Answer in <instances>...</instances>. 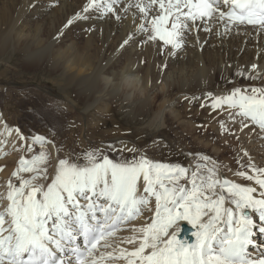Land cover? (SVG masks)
<instances>
[{"label":"snow or ice","instance_id":"6c2138e0","mask_svg":"<svg viewBox=\"0 0 264 264\" xmlns=\"http://www.w3.org/2000/svg\"><path fill=\"white\" fill-rule=\"evenodd\" d=\"M132 9L136 28L121 47L140 36L142 43L155 42L175 56L194 30L211 32L219 25L222 34L247 33L250 26L264 34V0H86L64 27L94 14L122 21ZM236 75L264 81V67L253 62ZM206 103L217 114L227 112L218 123L237 141L236 133L245 129V135L264 133V86L233 84L224 93L209 91ZM0 123V137L15 133L26 153L0 185L5 189L0 192V264H264V245L255 240L257 230L264 234V165L243 145L235 157L239 168L228 171L251 183L228 178L209 155L190 154L197 162L188 167L154 161L123 142L120 148L57 155L50 172L53 140L32 135L29 141L2 117ZM145 212L152 213L145 223L133 224L131 235L117 236ZM185 223L194 229V242L181 237Z\"/></svg>","mask_w":264,"mask_h":264},{"label":"rangeland","instance_id":"374dc122","mask_svg":"<svg viewBox=\"0 0 264 264\" xmlns=\"http://www.w3.org/2000/svg\"><path fill=\"white\" fill-rule=\"evenodd\" d=\"M85 2L86 0H0V41L10 29H15L11 31L13 33H11V42H9L11 44L6 48L0 45V106L6 114V118L12 121H9L11 125L18 127L28 137L37 132V134L46 135L48 139L51 138L54 141V146H62V152L58 153L60 156H63V153L66 155L67 151H69L67 155L72 156L91 147L107 148L112 145L120 148L126 145L127 148L138 149L148 158L157 162L179 163L186 166V162H181V160L184 159L185 152H189L190 154L211 156L221 165V170L238 169L239 165L235 157L239 151V141L234 139V142L238 143L236 146H234L235 143L224 145L223 137L211 128L214 120L223 119L224 113L214 112L215 118L206 115V112L211 110L206 103V93L209 91L224 93L231 89L233 84L264 86L262 80L251 81L246 77L236 75L238 69H244L246 64L253 63L256 58L255 45H249L238 35L228 34L231 36L225 42L228 46L220 45V50L216 46L217 44H214L208 47L204 45L201 50L197 49L196 52L188 41L182 50L176 52L175 56H170L168 48L158 46L155 42L142 43L141 38L132 40L134 45L129 41L128 44L121 47L120 45L125 40L123 38L127 37L133 27L132 23L129 25L131 20L127 19L126 25L118 26L117 20L108 17L109 23L102 29H95L91 24L80 26L78 22L67 28L64 27L67 17H71L72 14L79 11ZM23 3L29 9L27 11L24 7L21 10V17L19 16L18 19ZM46 9H48L47 17L44 16L46 17L44 20L41 13H44ZM133 12L135 9L130 10V13ZM61 31L63 34L57 39L56 37ZM192 34H187V38L193 40L195 37ZM36 38L44 40L41 46H44V43L49 45L50 54L49 56L41 54L38 56L40 60H33L30 63L25 59L27 57L23 45L29 42V39L39 42ZM160 44L162 45V42ZM40 49L44 50L43 47ZM187 49L190 59L185 62L182 54ZM37 50L32 49L28 53L34 54ZM133 64L134 66H132ZM165 64L167 67L163 66ZM124 67H128L131 72L134 67V71L131 73L134 76L130 77L131 80L139 77L141 81H144L143 89L146 95L143 98L135 89L136 83L127 81L120 75L119 71ZM103 68L105 73L102 75L111 80V86L101 80L97 86L99 90L96 88V91L93 90V92L85 91L80 86V84L83 85L81 81L98 73ZM200 68L204 69L202 78L198 77ZM218 68H222L221 71H218ZM212 69L217 70L218 73ZM231 69L232 71H230ZM168 76H174L173 81L176 82L172 81L170 85L165 84ZM162 82L167 86L164 85L166 87L164 90ZM168 87L171 89L169 90ZM132 91L135 92V100L128 98V95L133 94ZM91 93L93 95L90 97ZM185 96H196L200 99L189 102ZM142 102L148 104L147 107L151 109V112L143 116L137 113L139 107L144 105ZM165 102L173 103L175 111L181 115V119L183 117V121L187 122L188 127L179 125L180 118L178 121L174 117L167 116L166 125L161 130L152 129L149 123L155 118L154 114ZM202 103L205 104L204 107H201ZM99 109L101 111H98ZM118 126H122L124 131H120ZM83 138L84 141L86 140L85 145H83L85 143ZM203 144L210 147L203 149ZM211 146L221 149L220 153L214 154ZM168 152H174L176 157L171 160L169 154L167 155ZM108 154L111 157L117 156L115 152ZM31 155L32 153H27L28 157ZM123 155L130 159L132 153L124 152Z\"/></svg>","mask_w":264,"mask_h":264},{"label":"bare ground","instance_id":"6f19581e","mask_svg":"<svg viewBox=\"0 0 264 264\" xmlns=\"http://www.w3.org/2000/svg\"><path fill=\"white\" fill-rule=\"evenodd\" d=\"M25 2V1H24ZM47 2V1H46ZM57 2V1H56ZM27 3H28V1H27ZM31 3H32V1H31ZM65 4V3H64ZM70 4V3H69ZM30 5V4H29ZM33 5V4H32ZM31 5V6H32ZM70 6V5H69ZM72 6V5H71ZM26 8L27 9V7H26V4H24L23 3V5H22V7H21V9H20V11H19V15H18V19L21 17L20 16V14H21V10H23V8ZM70 8H72V7H70ZM75 8V7H74ZM29 9V8H28ZM28 9H27V11H28ZM67 9V8H66ZM38 10V9H37ZM47 10L48 9H46L45 10V12L43 13H41V15L44 17V16H46L47 15ZM70 11H71V9H69ZM25 11V10H24ZM26 11V12H27ZM40 11V10H39ZM75 11V10H74ZM76 11H77V9H76ZM136 11V10H135ZM68 12V11H67ZM24 13V12H23ZM70 13V12H69ZM68 13V14H69ZM23 15V14H22ZM39 15V14H38ZM49 15V14H48ZM70 15V14H69ZM74 14H72V16H73ZM20 16V17H19ZM24 16V15H23ZM71 16V17H72ZM35 17V16H34ZM47 17V16H46ZM46 17H44V20H45V18ZM71 17H67V20H68V18H71ZM14 18V17H13ZM42 19V18H41ZM127 19H128V21L129 20H131V22H129V25H131V23H132V29L130 30V33H128L127 34V37L126 38H128L129 36H130V34H132L133 32H134V30H135V28H136V24H134L133 23V13H130V11L128 12V14H127ZM127 19H124V20H122V21H118V26H121V25H126V23H128V21L126 22V20ZM27 20V19H26ZM43 20V19H42ZM25 21V20H24ZM67 22V21H66ZM78 23H79V25L81 26V25H85V24H91V26L93 27V28H97V29H102V28H104L105 26H107V24L109 23V18L108 17H104V16H101V15H99V14H94L93 15V17H91L90 19H88V20H83V21H78ZM111 23V22H110ZM14 24V23H13ZM116 24V23H115ZM20 25V24H19ZM65 25V24H64ZM111 25V24H110ZM116 25V26H117ZM115 26V25H114ZM87 27V26H86ZM88 28V27H87ZM129 28V27H128ZM94 29V30H95ZM15 30V29H14ZM14 30H12V29H10V31L8 32V34L6 33L4 36H3V38H2V40L0 41V45L3 47V48H6V46H9L11 43H9V42H11L10 41V39H11V35L13 34L11 31H14ZM65 30V29H64ZM125 30V29H124ZM194 32V34H192V33H190V34H192V36L194 35V39L192 40V39H189V38H187V40H186V43H185V45L188 43V41H189V45H193V47L195 48V51L197 50V49H200L201 50V48L204 46V45H207V47L208 46H212V45H214V44H217L216 46L217 47H219V50L221 49V46L220 45H222V46H224L223 44H225V42L227 41L226 39H229V37L231 38V36L230 35H228V34H222L223 33V29H222V27L221 26H219V25H215V26H212V31L211 32H206V31H204L203 29H200L199 31H196V30H194L193 31ZM12 33V34H11ZM19 33H21V32H19ZM231 35L233 34V35H238V36H240V37H242V39H243V41H245L246 43H249V45L250 44H253V45H255V47H256V58L254 59V61L253 62H255V63H257L258 65H260L261 67H264V34H260V33H253V32H251V30H250V28H249V31L246 33V32H244V31H240L239 33H237L235 30H233L231 33H230ZM18 35V34H17ZM24 36V35H23ZM191 35H190V37H192ZM29 37V36H28ZM27 37V38H28ZM197 37H199V39H197ZM235 37V36H234ZM14 38V37H13ZM126 38H123V40L124 39H126ZM141 37L140 36H134L132 39H129V41H131L132 42V40H136V39H140ZM193 38V37H192ZM36 40H38L39 42H37V41H33V40H30L29 39V42H27V43H25L24 45H23V50L25 51V54H26V57L27 58H25L27 61H29L30 63H32L31 61H35V60H40V57L38 58V56H41V54H46V55H48L49 56V54H50V49H48L49 48V45H47V44H45L44 43V46H41V45H43L42 43L44 42V40H39V38L37 39L36 38ZM141 40H142V38H141ZM31 41V42H30ZM55 41V40H54ZM139 41V40H138ZM232 41V40H231ZM24 42V41H23ZM130 42V43H131ZM53 43V42H52ZM122 43V42H121ZM133 43V42H132ZM55 44V43H54ZM232 44V43H231ZM238 44V43H237ZM132 45V44H131ZM133 45H134V43H133ZM226 45V44H225ZM52 46V45H51ZM50 46V47H51ZM121 46V45H120ZM226 46H228V45H226ZM40 47H43L44 48V50H41L40 49ZM68 47V46H67ZM241 47H242V45H241ZM248 47V46H247ZM1 48V47H0ZM132 48V47H131ZM130 48V49H131ZM135 48V47H134ZM133 48V50H135ZM209 48H211V47H209ZM208 48V49H209ZM37 50V52L36 53H34V54H32V53H28V52H30L31 50ZM3 50H5V49H3ZM2 50V51H3ZM132 50V49H131ZM191 50V49H190ZM205 50V49H204ZM245 50V49H244ZM120 51V50H119ZM191 51H193V50H191ZM199 51V50H198ZM218 51V50H217ZM216 51V52H217ZM248 51V50H247ZM246 51V52H247ZM255 51V50H254ZM130 52V51H129ZM189 51H188V49L185 51V53H183L182 55H183V59H184V61L186 62V61H189V59H190V57H188V55H189V53H188ZM197 52V51H196ZM208 52V51H207ZM213 52V51H212ZM229 52V51H228ZM113 53V52H112ZM125 53V52H124ZM132 53V52H131ZM136 53V52H135ZM181 53V52H180ZM210 53V52H209ZM231 53V52H230ZM242 53V52H241ZM24 54V53H23ZM202 54V53H201ZM239 54V53H238ZM133 55V54H132ZM137 55V54H136ZM211 55V54H210ZM209 55V56H210ZM24 57H25V55H24ZM37 57V58H36ZM42 57H44V56H42ZM137 57V56H136ZM121 58V57H120ZM129 58V57H128ZM180 60V59H179ZM88 61V60H87ZM232 61V60H231ZM82 62V61H81ZM174 62H176V61H174ZM248 62V61H247ZM250 62V61H249ZM61 63V62H60ZM134 63V62H133ZM252 63V62H251ZM251 63H248V64H246L245 65V68L246 67H250V65H251ZM56 64V63H55ZM54 64V65H55ZM62 64V63H61ZM64 64H67V63H64ZM109 64V63H108ZM107 64V65H108ZM128 64H130L129 62H128ZM134 64H136V63H134ZM134 64L132 65V66H134ZM181 64V63H180ZM206 64V63H205ZM83 65V64H82ZM110 65V64H109ZM131 65V64H130ZM129 65V66H130ZM236 65V64H235ZM243 65V64H242ZM60 66V65H59ZM65 66V65H64ZM112 66V65H111ZM57 66H55V68H56ZM63 67V66H62ZM87 67V66H86ZM85 67V68H86ZM107 67V66H106ZM123 67V66H122ZM218 67V66H217ZM225 67V66H224ZM228 67V66H227ZM232 67H234V66H232ZM58 68V67H57ZM66 69H67V66L65 67ZM101 68V67H100ZM121 68V67H120ZM226 68V67H225ZM228 68H230V67H228ZM183 69V68H182ZM181 69V70H182ZM184 69H185V67H184ZM222 69V68H221ZM221 69H217L218 71H221ZM237 69V68H236ZM99 70H101V69H99ZM136 70V69H135ZM213 70V69H212ZM217 70H215V71H217ZM224 70V69H223ZM222 70V71H223ZM227 70V69H226ZM235 70V69H234ZM133 71H134V67H133ZM133 71L131 72L130 71V69L128 68V67H124L121 71H119L120 72V75H122V77H125L126 78V80L127 81H133V82H135L136 84V90H138V92H139V96L141 97V98H143V96L144 95H146L145 94V90L143 89V85H144V81H141L140 79H139V77L138 76H136L135 75V77H138V78H135V79H133V80H131V76L133 77L134 75H131V73H133ZM176 71H178V70H176ZM203 71H204V69L203 68H200V70H199V73H198V77L199 78H202V76H203ZM214 71V70H213ZM214 71V72H215ZM218 71H217V73H218ZM230 71H232V69L230 70ZM116 72V71H115ZM168 72V71H167ZM180 72V71H179ZM208 72H211V71H208ZM214 72H212V73H214ZM88 73H91V72H88ZM103 73H105L104 72V68L101 70V71H99L98 73H95V74H92L91 75V77H89V78H86V79H84V80H82L81 82H82V84L83 85H81L80 83V86L86 91H88V92H93V90H95L96 88H98V90H99V87H97L98 86V84H99V82L102 80H104L106 83H108L109 85L111 84V80L109 79V78H107L106 76L105 77H103ZM108 73H110V72H108ZM126 73H128L127 75H125ZM138 73V72H137ZM181 73V72H180ZM211 73V74H212ZM223 73V72H222ZM227 73V72H226ZM103 74V75H102ZM167 74V73H166ZM186 74V73H185ZM207 74V73H206ZM210 74V75H211ZM220 74H221V72H220ZM88 75V74H87ZM140 75V74H139ZM143 75V74H142ZM177 75V74H176ZM176 75H175V77H176ZM183 75V74H182ZM187 75V74H186ZM213 75V74H212ZM211 75V76H212ZM117 76V75H116ZM145 76V75H144ZM181 76V75H180ZM67 77V76H66ZM111 77V76H110ZM121 77V76H120ZM184 77H185V75H184ZM208 77H209V74H208ZM213 77V76H212ZM211 77V78H212ZM73 78V77H72ZM173 78H174V76H168L167 78H166V80H165V84H171V82L173 81ZM187 78H188V76H187ZM116 79V78H115ZM118 79V78H117ZM150 79V78H149ZM185 79V78H184ZM124 80V79H123ZM177 80H178V78H177ZM112 81H113V79H112ZM175 81V80H174ZM173 81V82H174ZM180 81V80H179ZM183 81V80H182ZM190 82H191V80H189ZM194 81V80H193ZM197 81V80H196ZM198 81H199V79H198ZM212 81V80H211ZM210 81V82H211ZM110 82V83H109ZM122 82V81H121ZM126 82V81H125ZM176 82V81H175ZM201 82V81H200ZM123 83V82H122ZM128 83V82H127ZM163 83V82H162ZM161 83V84H162ZM180 83V82H179ZM185 83V82H184ZM105 84V83H104ZM116 84V83H115ZM124 84H126V83H124ZM156 84V83H155ZM164 83H163V85H162V87L165 85ZM190 84H192V82L190 83ZM210 84V83H209ZM107 85V84H106ZM149 85V84H148ZM154 85V84H153ZM159 85V84H158ZM176 85V84H175ZM111 86V85H110ZM113 86V85H112ZM128 86H129V84H128ZM156 86H157V84H156ZM166 86V85H165ZM163 87V90L167 87ZM184 86V85H183ZM203 86H205V85H203ZM202 86V87H203ZM248 86V85H247ZM105 87V86H104ZM124 87V86H123ZM152 87V86H151ZM169 87H171V86H169ZM168 87V88H169ZM198 87H199V85H198ZM202 87H201V89H202ZM206 87V86H205ZM106 88V87H105ZM109 88V87H108ZM131 88V87H130ZM149 88V87H148ZM126 89V88H125ZM171 88H169V90H170ZM102 90V89H101ZM118 90V89H117ZM154 90V89H153ZM178 90V89H177ZM96 91V90H95ZM152 91V90H151ZM155 91V90H154ZM168 91V90H167ZM202 91V90H201ZM82 92H83V90H82ZM87 92V93H88ZM115 92H117V91H115ZM118 92H119V90H118ZM133 92V91H132ZM164 92V91H163ZM98 93V92H97ZM100 93V92H99ZM134 93L135 92H133V94H130V95H128V98L131 100V99H134ZM82 94V93H81ZM153 94V93H152ZM165 94V93H164ZM93 95V93H91V95H90V97ZM96 95V92H95V94H94V96ZM106 95V94H105ZM116 95V94H115ZM186 95V94H185ZM87 96V95H86ZM98 96V95H97ZM108 96V95H107ZM110 96V95H109ZM145 97H147V96H145ZM95 98H96V96H95ZM98 98V97H97ZM128 99V100H129ZM151 99V98H150ZM135 100V99H134ZM155 101V100H154ZM161 101V100H160ZM93 102V101H92ZM108 102V101H107ZM158 102V101H157ZM83 103V102H82ZM143 103V102H142ZM148 103H149V101H148ZM153 103V102H152ZM177 103V102H176ZM144 105L143 106H140L139 107V109H138V112L137 113H139V114H141L142 116L143 115H145V114H148L149 112H151L150 110V108L149 107H147V105L148 104H146V103H143ZM92 106V105H91ZM152 106H153V104H152ZM151 107V106H150ZM154 107V106H153ZM2 108V106H0V117H2V121L4 122V123H7L9 126H11V127H14L13 125H11V123L9 122V121H11V120H8V118H6V114H5V112L1 109ZM95 108V107H94ZM87 109V108H86ZM135 110V109H134ZM181 110V109H180ZM98 111H101L100 109L98 110ZM137 111V110H136ZM206 111H207V109H206ZM197 112V111H196ZM198 113V112H197ZM213 114V115H211V114ZM224 113V115H223V119L227 116V112H223ZM194 114V113H193ZM155 115V118L149 123V125H151L152 126V129L153 130H155V131H157V130H161L165 125H166V118H167V116H171V117H174L175 118V120H178L179 121V118L181 119V115L179 114V113H177L176 111H175V109H174V107H173V103H171V102H165L164 104H163V106H160V108L156 111V113L154 114ZM196 115V114H195ZM206 115L207 116H209L210 115V117H213L214 116V118H215V114H214V112L213 111H211V110H208L207 112H206ZM197 116V115H196ZM222 117V116H221ZM173 118V119H174ZM152 119V118H151ZM171 120V119H170ZM211 120H212V118H211ZM181 122H180V124L179 125H182V126H187L188 127V125H187V122H185V121H183V117H182V119L180 120ZM12 122V121H11ZM193 124V123H192ZM59 125V124H58ZM118 125V124H117ZM178 125V124H177ZM193 127V126H192ZM250 127H252V125L250 124ZM100 128V127H99ZM118 128H119V130L120 131H124V128L122 127V126H118ZM211 128L213 129V130H215L216 131V133L218 134L219 133V135L220 136H222L223 137V139H222V142H224V145H233L235 142H234V139H235V137L234 136H232V135H230V136H227V134H225L224 132H222V130H221V127H220V124L218 123V120L216 119V120H214L213 121V124H212V126H211ZM211 129V130H212ZM182 130V129H181ZM192 130H193V128H192ZM195 130V129H194ZM212 130V131H213ZM0 131H3V123H0ZM73 131V130H72ZM88 131V130H87ZM188 131V130H187ZM186 131V132H187ZM214 131V132H215ZM41 132H43V131H41ZM185 132V131H184ZM248 132V130L247 129H245L244 130V132H237L236 134L237 135H239L240 136V140H239V144H240V146L241 145H243V147H244V149L245 150H247L248 151V153H249V155L255 160V162L258 164V165H264V133H261V134H259V135H257V133L256 132H253V133H251V134H249V135H245V133H247ZM87 133V132H86ZM89 133V132H88ZM188 133V132H187ZM191 133H193V132H191ZM43 134H45V133H43ZM194 134V133H193ZM24 135V134H23ZM34 135H41V134H37V132H36V134H34ZM84 135V134H83ZM25 137H27V138H29V141H30V138H31V136L30 137H28L27 135H24ZM42 136H44V135H42ZM82 136V135H81ZM92 136H94V135H92ZM105 136H107V135H105ZM104 136V137H105ZM140 136V135H139ZM138 136V137H139ZM45 137H46V135H45ZM85 138H87L88 137V135H87V137L86 136H84ZM95 137V136H94ZM47 138V137H46ZM3 139H7V143H5V144H0V149H2V152H0V166H4V170L3 171H0V185H4L5 184V182L6 181H8L9 180V178L11 177V173L15 170V168L17 167V164H18V161H19V159L22 157V156H25L26 155V153L24 152V150L21 148V146L24 144V142L23 141H19L18 139H17V137H16V134L15 133H13V135L11 136V137H0V140H3ZM48 139V138H47ZM80 139H82V138H80ZM94 139V138H93ZM97 139V138H96ZM204 139V138H203ZM50 140H51V138H50ZM87 140H89V141H91L90 139H88L87 138ZM82 141V140H81ZM83 141H84V138H83ZM86 141V140H85ZM84 141V142H85ZM179 143V142H178ZM237 142L234 144V146H236V144H238ZM86 144V142L85 143H83V145H85ZM88 145V144H87ZM122 145V144H121ZM223 145V146H224ZM203 146V149H208L210 146L209 145H205V144H203L202 145ZM49 147V149H50V153H51V163H50V166H49V171L51 172L52 171V166L53 165H55V163H56V156L57 155H60V154H58L57 152H56V146H54V145H49L48 146ZM212 147V146H211ZM230 147V146H229ZM240 148V147H239ZM17 149H21V150H17ZM82 149V148H81ZM220 150L221 149H219V148H217L216 146H214V147H212V151L214 152V154L216 153H220ZM64 152V151H63ZM68 152L69 151H67L66 152V155L68 154ZM197 152V151H196ZM239 152V151H238ZM3 153H7V155L5 156V155H3ZM62 154V153H61ZM169 154V157H170V159L171 160H173L174 159V157H176L175 156V154H174V152L173 153H171V152H168L167 153V155ZM65 155V153H63V156ZM165 155V154H164ZM216 156V155H215ZM28 157V156H27ZM246 159V158H245ZM178 160V159H177ZM225 160V159H224ZM181 162H186V166H188V167H190L191 165H193V164H195L196 163V158H194V157H192V156H190V153L188 152V153H186L185 152V155H184V159H182L181 160ZM222 173H224V174H226L227 175V177L228 178H230V179H235L236 180V182H242V183H251V182H246V181H242L240 178H237V177H234L233 176V174H232V172L231 171H228V170H222ZM29 174H27L26 173V175L25 176H28ZM14 182H15V180H14ZM5 191V189L3 188V187H0V192H4ZM6 203V202H5ZM152 207H154V199H153V202H152ZM152 215V213L151 212H145L143 215H142V217L138 220V221H136V222H134V223H132V224H130L128 227H127V231H125V232H123V233H121V234H118L117 236L118 237H124V236H128V235H131L132 234V232H131V227H132V225L134 224L135 226H140L141 224H143V223H145L146 222V217H149V216H151ZM192 231H194V229H192V227H191V225H187L186 223L184 224V231L181 233V237L182 238H184V237H187L188 239H189V241L190 242H194V240H195V237H193L192 235H191V233H192ZM257 238H255V240H256ZM257 241V243L258 244H262V245H264V242L263 241H261V238H259L258 240H256ZM122 247H127V248H129V249H131L132 248V245H126V244H122L121 245ZM253 254H255L254 252H253ZM120 264H123V262H120Z\"/></svg>","mask_w":264,"mask_h":264}]
</instances>
